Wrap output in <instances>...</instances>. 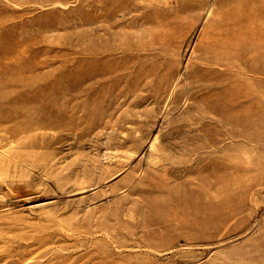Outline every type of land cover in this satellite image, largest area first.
<instances>
[{"label": "rangeland", "instance_id": "rangeland-1", "mask_svg": "<svg viewBox=\"0 0 264 264\" xmlns=\"http://www.w3.org/2000/svg\"><path fill=\"white\" fill-rule=\"evenodd\" d=\"M0 264H264V0H0Z\"/></svg>", "mask_w": 264, "mask_h": 264}]
</instances>
